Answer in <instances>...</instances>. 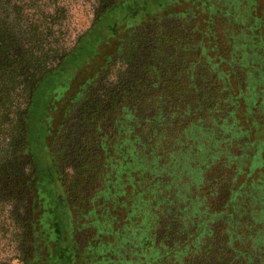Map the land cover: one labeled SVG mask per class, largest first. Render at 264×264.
<instances>
[{
	"label": "rangeland",
	"instance_id": "1",
	"mask_svg": "<svg viewBox=\"0 0 264 264\" xmlns=\"http://www.w3.org/2000/svg\"><path fill=\"white\" fill-rule=\"evenodd\" d=\"M262 5L264 0H0V264L30 258L31 223L40 216L47 228L36 264H264V28H253L264 25V17L258 20ZM95 21L93 45L102 25L115 37L102 32L104 43L91 58L99 70L86 64L88 57L76 69L71 90L88 82L65 123L58 117L62 100L49 114L51 133L35 145L47 164L38 174L45 182L38 199L26 190L33 172L22 120L30 89ZM197 31L205 54L212 57L214 47L220 59L213 71L202 64L205 56L196 60L200 71L184 59L191 58ZM165 61L168 71L160 67L154 74L151 67ZM187 73L199 94L184 88ZM204 76L226 77L230 91L222 92L221 83L206 91ZM175 77L182 96L160 113V123L134 110V100L149 103L143 95L155 78L166 88ZM206 92L211 103L203 108L197 97ZM228 94L237 102L232 115L225 111L232 106ZM149 96L154 106L155 95ZM195 107L211 115L203 117ZM204 119L214 131L212 143L190 141ZM222 120L227 129L220 131ZM125 139L138 141L135 156L144 171L117 183ZM31 199L43 209L29 212ZM142 241L138 248L131 243Z\"/></svg>",
	"mask_w": 264,
	"mask_h": 264
},
{
	"label": "trees",
	"instance_id": "2",
	"mask_svg": "<svg viewBox=\"0 0 264 264\" xmlns=\"http://www.w3.org/2000/svg\"><path fill=\"white\" fill-rule=\"evenodd\" d=\"M262 6H263L261 8L262 13L259 16L261 18H258V20H260V21L262 20V17H264V5H262ZM103 11H105V10H103ZM98 18L96 19V21L98 20ZM96 21L76 40L74 47L72 49H70L68 51V53L61 55L59 60L57 61V63L55 65H53L48 70H46L37 80H35L33 82V85L31 86V89H30L29 101H28V104H27L25 111H24V114H23L22 123L24 124V126H22V128L24 130L23 132H24L25 139L27 142L26 143L27 153L30 156V159L32 162L33 176H32L31 181H30L31 182L30 188L33 191V193H35V195L38 196V199L42 198L41 195L43 193L42 191H40V187L45 184L44 181H41V179H39L38 174L43 171V169L45 168L44 166H46L47 164L43 162V160H42L43 154L40 153L39 148L35 147V145H36V142L38 141V139L40 137H47L46 139H48V137L51 133L49 131L50 124L48 123L49 122V114H52L55 112V108H54L55 103L62 100L58 117H59V119H61V123L63 122V120L65 123L66 119L68 118V115L71 112L72 106L76 105L75 103L78 102V99L80 101V99L82 98L81 95H84V94L79 93V89L82 90V88L85 85L84 83L88 82V80H85V82L78 85V87L76 89V91L78 93L71 90L70 82L74 79L76 69L82 63H84L85 58L88 57V59L86 60V64L92 65L93 70H95V69L99 70L101 66L99 64H97V62L95 60L93 62V60L91 59L93 57V55H95V49L97 46H100L101 43L102 44L104 43L102 41V39H103L105 34L109 39H114V37H115L114 34L112 35V37H109V34L107 32H105V30L102 29V26H103L102 25L101 28L99 30H97L98 36H97V39L95 40L96 41L95 44L93 45L90 34L95 30L93 28H94ZM125 21H127V20H125ZM144 21H146V20H144ZM129 26H132V25L129 24ZM136 26L137 25H135V27ZM135 27L132 26V27H130V29H133ZM254 27L255 28L259 27L261 29L262 27L264 28V25L261 21V23H259L257 26H253V28ZM250 31H253V30L251 29ZM102 32L104 33V35H102ZM257 36H258V40H260L261 35L259 33H257ZM201 37H202V33L200 31H197V33L195 35L196 39H195V45H194V47L195 46L196 47L195 48L191 47L190 52H189V54H190L189 56L191 58L185 56L184 59L189 60L188 62H190V65L193 66V69H194V66L197 64L196 65L197 70L200 71L203 68V65L199 66L198 62H196V60L202 59V57L205 56L204 59H202L204 61V63H202V64H204V65L209 64V67L211 69L210 71H213V69H215L219 66L220 59L217 56H215L214 47L209 49L210 53L212 54V57L205 54L206 48L205 49L203 48V42L201 40ZM188 38H189V36L187 35L185 37V39H188ZM117 40H118V37H117ZM174 43H175V45H178V43H176V42H174ZM178 47L179 46H177V48ZM183 49L184 50H181V51L187 55V52H186L187 49L186 50H185V48H183ZM216 52H218L220 54V50H218ZM191 54H193V56H191ZM195 56H196V58H194ZM80 57L82 58L81 60H80ZM157 63H160L161 66L158 65L156 68L151 67L155 71L154 74L159 73L161 71V68H162V70L165 69L163 71H168V68L170 67V65L167 61L157 62ZM153 65L154 64L152 61V64H150V66H153ZM178 65H180L179 62H178V64L176 63V66H178ZM206 76H207V74H206ZM175 78H176V83L173 84L172 81L169 80L168 83L165 84L166 88H169V92H164L166 90V88L164 87V80L161 78H155L154 82L150 83V85H149L150 87L147 90H145L146 95H143L145 98L144 103L149 102L148 104L145 105L147 107H145V106L142 107L141 106L142 104H140V102H139L140 100H134V101H136L135 106H134V110H136V112H138L139 114L140 113L144 114V116H147L149 119L152 116H154L152 122L157 121L160 123V121H162L160 119V115H161L160 113H163V111L168 110V107H170V105L173 106L174 101L179 99L180 96H182V94L179 95L181 92L179 89L180 88V84H179L180 78H178V77H175ZM189 79H190V81L188 84H186V83L183 84L184 88L190 87L193 91V94H199L198 93L199 90L197 89V91H196L195 88L192 86L191 74L187 73L186 80H189ZM225 79H226V77H221V76L212 77V78L204 76V78H201V80L203 81V86L204 87L206 86L205 87L206 91L208 90V88L211 85H216V83L217 84L221 83V85H222L221 91L222 92L223 91L229 92L230 90L228 89L229 87H227V85H226ZM198 80H200L199 77H198ZM128 82H129L130 86L133 84V82L131 80ZM198 82L199 81L194 83V85L195 84L197 85ZM203 92H205V90H203L202 93ZM152 93L155 95L153 98L154 104H155L154 106L151 105L152 102L150 101V96H149ZM207 94L208 93L206 92L202 96L197 97L199 99L198 103L201 104L203 108L205 107V103L207 105L209 103H211V101H209L206 98ZM71 95H73L74 97ZM230 95L231 94H228L227 97L229 98V101L232 104V106L226 107L225 111L227 114L232 115V113L235 112V110H233V106L235 104H237V102H236L235 96L233 94L231 96ZM44 97L46 99H43ZM251 97L252 98L255 97V94H252ZM191 100L193 101L194 99H191ZM134 101H132V102H134ZM132 102H130V99H128L127 105H128V103H130L128 105V107L132 108ZM247 102H248V99H247ZM250 102H254V101H252V99H250ZM195 108H193V109L195 110ZM203 108H201L200 110L198 108H196V111L198 109L200 114L206 113L207 116H210L212 111L209 112V110H207V109L203 110ZM220 108H223V107L220 106ZM124 114H125V112H124ZM247 116H249V115H247ZM203 117H205L204 114H203ZM40 118H42V121L40 122V124L37 125V120H39ZM149 119H147L146 117L145 118L143 117L141 119V121H147ZM124 120L127 121L129 124H132V122H133L135 127H137V124L134 122L135 120H131V117L129 115L126 116V114H125ZM207 121H209V120H207ZM207 121L204 119V123H202V124L196 123L194 125V127L192 129L193 135L191 137L187 136L188 138H190V141H195L197 137L201 138V139H203L205 137V139L207 141H209V138L211 137V135L214 134L213 133L214 131L206 128L205 125L207 123H205V122H207ZM61 123H60V125H61ZM134 125H132V126H134ZM223 127L225 128V121L224 120L221 121V124L217 123V128L220 131L223 129ZM129 129L131 130L132 128L129 127ZM225 129H227V128H225ZM226 131L229 134H231V132H232V130H229V129ZM216 137H217V133H216ZM183 138H185V137H183ZM44 140H45V138H44ZM137 142L138 141L136 139H134L132 142H131V140L129 141L128 139H125V141H122L121 143H119V145L121 144V146L123 147V148H121V152L119 153L120 155H123V160H122L123 163L121 166H119L118 171H115V173H114L116 176V182L117 183H119V182L121 183V182H125V181H126V183H128L129 177H130L129 175L131 173H134V172H135L137 178H141V175L143 173L142 171H144V170L141 167V165H139L138 157L135 156L138 154L135 151V147H137ZM207 143H212V142L209 141ZM193 145L194 144L191 143L189 148H192ZM45 147L47 150V157L49 159V165L52 169H54V172L57 174V171L55 169L54 159H53L54 156L51 153V150H50L51 148L48 144V140H46ZM102 148L103 147H101L100 149L102 150ZM126 155H127V159H126ZM254 155L255 154H253L251 157L253 158ZM133 158H136V160L130 162V159L133 160ZM112 171H114V169H112ZM169 176L170 175H166V177L171 179V177H169ZM55 180H56V178H55ZM131 181L132 180L130 179V182ZM46 185H48V182H46ZM34 199H35V197H34ZM31 200H32V202H34L33 199H31ZM59 201H61L60 198H59ZM62 202L65 203L64 199L62 200ZM39 205H36L35 202L31 203V213L32 214L37 213L38 209H41V210L43 209V207L41 205L40 206ZM41 217L42 216H40L39 221L35 220L31 223V229H30V233H29L30 239H31L30 240V246L32 247L31 248V254L29 255L30 258L28 260H26L24 262V264H36V262H37L36 260L38 259L39 256H41L39 253L40 245H41L40 239L42 238V235L46 232V228H47V227L44 228V226L42 224ZM134 231L141 232V231H143V229H142V227H137ZM73 232H74V229H72V233H71L72 235H73ZM131 243H133L134 248H136V247L138 248V247L142 246L141 244L143 243V241L141 243H138V242L137 243L131 242ZM131 243L127 242V244H129V245Z\"/></svg>",
	"mask_w": 264,
	"mask_h": 264
},
{
	"label": "flooded vegetation",
	"instance_id": "3",
	"mask_svg": "<svg viewBox=\"0 0 264 264\" xmlns=\"http://www.w3.org/2000/svg\"><path fill=\"white\" fill-rule=\"evenodd\" d=\"M29 182H30V181H29ZM29 185H30V183H29L28 185H26V190L28 189L27 192L30 190V186H29ZM29 198H30V197H29ZM30 210H31V209H29V212H30ZM186 241H187V240H186Z\"/></svg>",
	"mask_w": 264,
	"mask_h": 264
}]
</instances>
